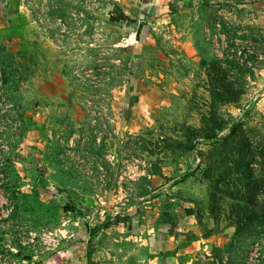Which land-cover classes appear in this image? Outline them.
<instances>
[{
	"label": "rangeland",
	"instance_id": "rangeland-1",
	"mask_svg": "<svg viewBox=\"0 0 264 264\" xmlns=\"http://www.w3.org/2000/svg\"><path fill=\"white\" fill-rule=\"evenodd\" d=\"M226 1L0 0V264H264L263 12Z\"/></svg>",
	"mask_w": 264,
	"mask_h": 264
},
{
	"label": "crops",
	"instance_id": "crops-1",
	"mask_svg": "<svg viewBox=\"0 0 264 264\" xmlns=\"http://www.w3.org/2000/svg\"><path fill=\"white\" fill-rule=\"evenodd\" d=\"M141 1L148 8L154 7L156 9L164 10L166 8H169L171 5L172 6L178 5V2H180L182 0H141ZM186 1H191V0H186ZM196 1H198L200 3V5H202L203 7H207L208 4L213 7V4H215V0H210V1L209 0H196ZM221 2H223V1H221ZM226 2L228 3L229 7H231V10L233 11L237 7H239L240 0L239 1L238 0H229ZM242 2L247 3L246 7L251 9V11L253 9V11H252L253 16H255V14H254L255 11H258V12L262 11L263 12V19H264V0H242ZM220 5H222V3ZM233 12H232V14H234ZM257 18L260 19L259 17H257Z\"/></svg>",
	"mask_w": 264,
	"mask_h": 264
},
{
	"label": "built area",
	"instance_id": "built-area-1",
	"mask_svg": "<svg viewBox=\"0 0 264 264\" xmlns=\"http://www.w3.org/2000/svg\"><path fill=\"white\" fill-rule=\"evenodd\" d=\"M133 39H134V37H133Z\"/></svg>",
	"mask_w": 264,
	"mask_h": 264
}]
</instances>
